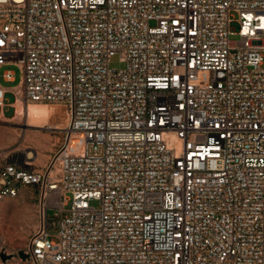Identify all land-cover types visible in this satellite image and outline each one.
<instances>
[{"label": "built area", "instance_id": "obj_1", "mask_svg": "<svg viewBox=\"0 0 264 264\" xmlns=\"http://www.w3.org/2000/svg\"><path fill=\"white\" fill-rule=\"evenodd\" d=\"M10 64L0 117L68 116L45 166L0 168L40 214L0 264H264V0H0Z\"/></svg>", "mask_w": 264, "mask_h": 264}, {"label": "rangeland", "instance_id": "obj_2", "mask_svg": "<svg viewBox=\"0 0 264 264\" xmlns=\"http://www.w3.org/2000/svg\"><path fill=\"white\" fill-rule=\"evenodd\" d=\"M233 27L238 30L240 26L235 22ZM111 66L119 68L123 66V63L119 61L118 56H115ZM6 69L15 72L13 81L3 78L2 75ZM22 75V68L18 64L4 65L0 68V82L9 89L6 93L7 102L15 100L13 89L21 84ZM16 106L15 117L12 118L14 107L11 106L5 108V114L9 118L0 117V168L11 157L32 161L35 167H43L59 145L62 139V129L28 126L26 125L28 116L24 114L20 118V109L17 104ZM92 204L98 205V202L93 201ZM48 214L53 216L54 210H49ZM39 223V196L36 189L22 187L18 195L5 196L0 199V248L15 251L25 247ZM50 229L52 233H56L55 228ZM51 239L57 240V237L52 235ZM13 264L34 263L14 261Z\"/></svg>", "mask_w": 264, "mask_h": 264}, {"label": "bare ground", "instance_id": "obj_3", "mask_svg": "<svg viewBox=\"0 0 264 264\" xmlns=\"http://www.w3.org/2000/svg\"><path fill=\"white\" fill-rule=\"evenodd\" d=\"M16 104L18 105V109H20V118L24 114L28 116V121L26 123L28 126H47L49 128L56 129H62L65 126V120L67 119L68 112L62 105L42 103H30L25 105L20 97ZM39 121H41V123H39Z\"/></svg>", "mask_w": 264, "mask_h": 264}, {"label": "water", "instance_id": "obj_4", "mask_svg": "<svg viewBox=\"0 0 264 264\" xmlns=\"http://www.w3.org/2000/svg\"><path fill=\"white\" fill-rule=\"evenodd\" d=\"M19 254L23 259H27L29 257V255L22 250L19 251ZM1 257L3 260H7L8 258H10V255H7L6 253H2Z\"/></svg>", "mask_w": 264, "mask_h": 264}, {"label": "crops", "instance_id": "obj_5", "mask_svg": "<svg viewBox=\"0 0 264 264\" xmlns=\"http://www.w3.org/2000/svg\"><path fill=\"white\" fill-rule=\"evenodd\" d=\"M1 83V82H0ZM2 84V83H1ZM3 85V84H2ZM4 86V85H3Z\"/></svg>", "mask_w": 264, "mask_h": 264}]
</instances>
